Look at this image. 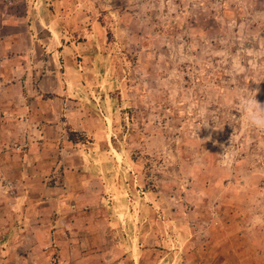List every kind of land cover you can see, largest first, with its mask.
Returning a JSON list of instances; mask_svg holds the SVG:
<instances>
[{
    "label": "rangeland",
    "instance_id": "1",
    "mask_svg": "<svg viewBox=\"0 0 264 264\" xmlns=\"http://www.w3.org/2000/svg\"><path fill=\"white\" fill-rule=\"evenodd\" d=\"M248 89L264 0H0V264H264Z\"/></svg>",
    "mask_w": 264,
    "mask_h": 264
},
{
    "label": "clouds",
    "instance_id": "2",
    "mask_svg": "<svg viewBox=\"0 0 264 264\" xmlns=\"http://www.w3.org/2000/svg\"><path fill=\"white\" fill-rule=\"evenodd\" d=\"M257 94V91L248 89L241 97L239 107L253 129L264 130V104L256 99Z\"/></svg>",
    "mask_w": 264,
    "mask_h": 264
},
{
    "label": "crops",
    "instance_id": "3",
    "mask_svg": "<svg viewBox=\"0 0 264 264\" xmlns=\"http://www.w3.org/2000/svg\"><path fill=\"white\" fill-rule=\"evenodd\" d=\"M1 128H3V124H2V126H0V129H1ZM2 131H3V130H2Z\"/></svg>",
    "mask_w": 264,
    "mask_h": 264
}]
</instances>
